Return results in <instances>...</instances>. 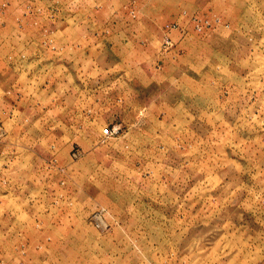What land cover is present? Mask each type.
I'll return each mask as SVG.
<instances>
[{
	"label": "rangeland",
	"instance_id": "obj_1",
	"mask_svg": "<svg viewBox=\"0 0 264 264\" xmlns=\"http://www.w3.org/2000/svg\"><path fill=\"white\" fill-rule=\"evenodd\" d=\"M0 264H264V0H0Z\"/></svg>",
	"mask_w": 264,
	"mask_h": 264
}]
</instances>
